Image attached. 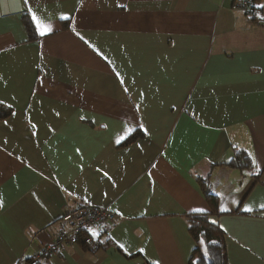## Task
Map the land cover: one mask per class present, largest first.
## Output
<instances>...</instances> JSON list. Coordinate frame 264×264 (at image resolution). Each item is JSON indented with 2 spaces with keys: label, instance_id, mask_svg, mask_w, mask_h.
I'll use <instances>...</instances> for the list:
<instances>
[{
  "label": "crops",
  "instance_id": "1",
  "mask_svg": "<svg viewBox=\"0 0 264 264\" xmlns=\"http://www.w3.org/2000/svg\"><path fill=\"white\" fill-rule=\"evenodd\" d=\"M233 1L0 0V264L82 206L116 219L36 264H188L206 176L227 264H264V8Z\"/></svg>",
  "mask_w": 264,
  "mask_h": 264
},
{
  "label": "trees",
  "instance_id": "2",
  "mask_svg": "<svg viewBox=\"0 0 264 264\" xmlns=\"http://www.w3.org/2000/svg\"><path fill=\"white\" fill-rule=\"evenodd\" d=\"M249 15L251 19L256 20L261 16V8L257 7V0ZM25 28L29 32V37L33 38V27L28 17H23ZM11 109L0 104V120L10 115ZM141 137V133L136 131L130 134L121 146L128 145ZM227 166L243 170L252 167V162L246 152L237 150ZM208 176L197 178V182L209 206L208 212H195L184 215L188 234L193 240L195 247L192 251L188 264H227V257L224 245V233L220 227L212 221V216L218 214V197L209 189ZM94 244V243H93ZM92 244V245H93ZM91 245V246H92ZM87 246L84 248H89ZM32 264V263H31Z\"/></svg>",
  "mask_w": 264,
  "mask_h": 264
},
{
  "label": "built area",
  "instance_id": "3",
  "mask_svg": "<svg viewBox=\"0 0 264 264\" xmlns=\"http://www.w3.org/2000/svg\"><path fill=\"white\" fill-rule=\"evenodd\" d=\"M255 5L254 0H234L232 11L249 15ZM116 215L109 209L97 206H82L68 211L58 221L59 231L49 245L38 247L33 253L32 264L38 263L42 257L52 254L54 249L62 245L91 246L100 234L96 233L114 222Z\"/></svg>",
  "mask_w": 264,
  "mask_h": 264
},
{
  "label": "snow or ice",
  "instance_id": "4",
  "mask_svg": "<svg viewBox=\"0 0 264 264\" xmlns=\"http://www.w3.org/2000/svg\"><path fill=\"white\" fill-rule=\"evenodd\" d=\"M257 7L264 8V4L257 5ZM62 18L63 19H67V17H62ZM33 20L36 22L37 31L40 33V35H45L46 32L51 31L50 28H48L45 25H43L35 16H33ZM0 103H2V102H0ZM261 207L264 208V205H261ZM245 211H251V209L250 208H245ZM154 264H156V262H154Z\"/></svg>",
  "mask_w": 264,
  "mask_h": 264
}]
</instances>
